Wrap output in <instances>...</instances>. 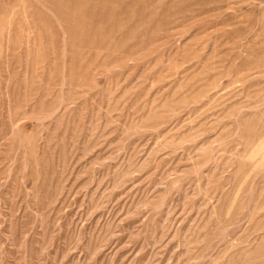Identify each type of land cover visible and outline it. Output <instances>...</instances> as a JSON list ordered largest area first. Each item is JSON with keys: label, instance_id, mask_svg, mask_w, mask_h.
Listing matches in <instances>:
<instances>
[{"label": "rangeland", "instance_id": "1", "mask_svg": "<svg viewBox=\"0 0 264 264\" xmlns=\"http://www.w3.org/2000/svg\"><path fill=\"white\" fill-rule=\"evenodd\" d=\"M0 264H264V0H0Z\"/></svg>", "mask_w": 264, "mask_h": 264}]
</instances>
